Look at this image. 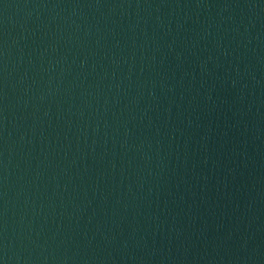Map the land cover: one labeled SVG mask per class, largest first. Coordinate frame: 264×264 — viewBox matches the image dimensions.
I'll list each match as a JSON object with an SVG mask.
<instances>
[{"label":"water","instance_id":"obj_1","mask_svg":"<svg viewBox=\"0 0 264 264\" xmlns=\"http://www.w3.org/2000/svg\"><path fill=\"white\" fill-rule=\"evenodd\" d=\"M204 53L264 96V0H145Z\"/></svg>","mask_w":264,"mask_h":264}]
</instances>
